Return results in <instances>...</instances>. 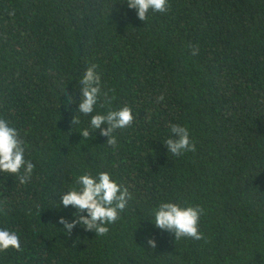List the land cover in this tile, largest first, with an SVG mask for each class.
I'll return each mask as SVG.
<instances>
[{"label": "trees", "instance_id": "16d2710c", "mask_svg": "<svg viewBox=\"0 0 264 264\" xmlns=\"http://www.w3.org/2000/svg\"><path fill=\"white\" fill-rule=\"evenodd\" d=\"M93 64L110 99L93 114L134 117L115 147L100 129L81 134ZM0 118L35 165L24 184L23 169L0 172V228L21 244L0 264H264V0H168L146 21L127 0H0ZM172 124L194 152L167 151ZM102 171L131 193L126 208L106 235L68 234L59 218L77 210L63 192ZM161 202L202 207L203 238L157 228Z\"/></svg>", "mask_w": 264, "mask_h": 264}, {"label": "clouds", "instance_id": "9594fccd", "mask_svg": "<svg viewBox=\"0 0 264 264\" xmlns=\"http://www.w3.org/2000/svg\"><path fill=\"white\" fill-rule=\"evenodd\" d=\"M129 8L136 9L141 21H146L149 11L164 13L168 9V0H127ZM197 49H193V55ZM96 65L88 67L79 81L80 98L77 110L84 116H90L89 127L81 131L82 137L89 138L90 131L100 129L101 135L108 137L107 143L113 147L117 140L113 132L117 129L127 128L133 122L132 110L124 106L118 110H110L106 114L94 113L98 98L103 97L105 103H110L107 92L101 90V77L95 71ZM69 98V103L73 101ZM163 100V96L158 97ZM91 114V115H90ZM71 123H79V118L74 116ZM106 128H101L102 124ZM171 136L164 141L167 151L175 156H180L186 151H195V144L191 142L189 131L179 124L171 125ZM25 144L16 127L9 124L6 119L0 118V172H8L20 175V183H27L31 179L35 165L31 160L25 159ZM78 187H72L63 192L60 203L64 207L72 206L77 211L71 221L61 216L59 223L63 225L68 234L77 225H82L85 230L95 231L96 235H106L109 231L107 225L114 223L131 198L127 188L111 179L108 172H99L93 176L85 172L76 180ZM155 226L162 230L174 233L175 240L182 237L202 239L203 235L198 231L200 215L203 208L196 206H181L175 202H161L154 210ZM87 213L86 215L82 213ZM147 244L154 249L156 241L154 237L147 239ZM14 248L21 249L20 238L13 230L0 228V251Z\"/></svg>", "mask_w": 264, "mask_h": 264}]
</instances>
